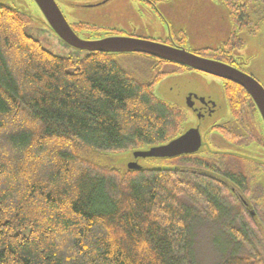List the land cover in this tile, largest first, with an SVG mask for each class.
Listing matches in <instances>:
<instances>
[{
    "label": "trees",
    "instance_id": "16d2710c",
    "mask_svg": "<svg viewBox=\"0 0 264 264\" xmlns=\"http://www.w3.org/2000/svg\"><path fill=\"white\" fill-rule=\"evenodd\" d=\"M32 19L0 5V264H193L194 218H223V184L245 174L209 152L162 160L171 170L108 167L109 153L179 137L183 111L155 95L152 57H59L26 32ZM256 222L232 237L264 239ZM261 250L222 264H264Z\"/></svg>",
    "mask_w": 264,
    "mask_h": 264
},
{
    "label": "rangeland",
    "instance_id": "374dc122",
    "mask_svg": "<svg viewBox=\"0 0 264 264\" xmlns=\"http://www.w3.org/2000/svg\"><path fill=\"white\" fill-rule=\"evenodd\" d=\"M95 1L97 0H56V3L67 22H83L105 28L124 27L128 21L139 22L134 16L133 10L128 7L130 5L139 11V14L146 17L144 20L140 16V29H148V32L143 35L158 37L172 34L174 38L179 39V42H183V48L187 52H213L221 49L230 41L233 32L229 9L223 0H162L160 7L167 15L166 21H169V28L159 18L151 17L150 20L147 17L149 16L148 8L140 7L139 3L136 4L137 1L112 0L108 5L100 8L86 9L82 7L84 4ZM259 1L247 4L259 8L261 6ZM0 5H6L29 14L33 18V22L26 28V32L52 54L59 57H71L75 60L87 55V52L72 50L59 40L33 0H0ZM125 6L130 10L123 8ZM106 13H111V15H106ZM238 34L242 41L240 43L243 45L242 48L237 47L236 58L240 63H246L249 73L264 82V26L258 32L248 33L244 29ZM144 73L151 78L161 77V81L154 87L155 95L183 111L185 117L182 126L183 133L194 127L200 129L204 144L202 151L199 152L202 153L201 158H208L207 153H212L220 161L222 158L223 162L232 170L244 174L248 171L246 162H251V158L252 161L260 163L264 161V153L260 149L252 150L249 146L241 145L236 136L229 133L215 132L216 129L213 127L215 124L224 125L232 122L221 80L192 68L181 69L175 63L169 62L158 63L155 68H148ZM189 95H196L206 101L213 102L217 112L205 120L197 119L187 107L186 102ZM196 106L199 104L196 103ZM147 149V147L144 148V150ZM135 151L109 153L105 156L104 162L108 167L124 173L128 170L129 162L133 161ZM223 156L227 158L225 159ZM173 159L165 160L172 161ZM139 164L145 169L170 167L168 163L159 159H140ZM185 168L194 170L187 165ZM199 172H203V170ZM198 175L201 177L200 173ZM232 194L231 190L225 189L224 202L230 205L220 220L205 221L206 219H201L200 216L194 218L190 238V242L193 244L190 259L193 258V264H222L226 258L234 254L242 256L261 249V253L264 254V244L262 243L264 239L261 236V229L258 232L255 228L258 223L255 219H248L244 209ZM257 211L261 216V220H258L259 225L260 221L264 225V210L260 208ZM243 222L244 225H255L252 227L255 229L247 231L248 236L246 235L248 238L246 240L253 243H242L231 235V232H236L235 230L242 231Z\"/></svg>",
    "mask_w": 264,
    "mask_h": 264
},
{
    "label": "flooded vegetation",
    "instance_id": "af4514ba",
    "mask_svg": "<svg viewBox=\"0 0 264 264\" xmlns=\"http://www.w3.org/2000/svg\"><path fill=\"white\" fill-rule=\"evenodd\" d=\"M112 0H97L95 2H89L84 4L82 7L86 9H95L100 8L104 5H108ZM139 3L140 7H147L149 10V16H147L150 20L151 17L154 19L159 18L162 22H164L169 28V21H166V14L162 11L160 7V3L162 0H134ZM158 1V2H157ZM227 8L229 9V13L231 16V22L233 26V32L230 38V41L227 42L223 48L217 49L213 52L210 51H202V52H190L195 54L196 56L214 60L221 62L225 65L233 67L242 73L250 76L255 81H257L264 89V82L260 81L253 74L249 73L246 69V63H240L236 58L235 53L237 47L242 48L243 43L238 32L246 29L248 33L258 32V30L264 26V0H260L259 3L261 6H249L248 2H255L257 0H223ZM56 2V0H55ZM57 4V3H56ZM159 4V5H158ZM245 6L243 11L241 10ZM133 10V14L139 22L128 21L125 23L124 27L119 28H105L99 27L96 25H91L83 22H74L68 24L74 33L79 37V39L88 42H95L104 40L107 38H132V39H140L147 40L152 42H157L168 47L183 49V42H179V39L174 38L172 34L167 36H146L144 33L148 32L147 28L140 29V16L146 20L142 14H139V11L135 10L134 7L128 5ZM127 6L123 7L126 10H130ZM106 15H111V13H106ZM253 15V16H252ZM66 19V18H65ZM250 31V32H249ZM59 40L64 43L60 38ZM67 47L74 50L75 48L67 45ZM77 50V49H75ZM79 51V50H78ZM87 54H90L88 51ZM203 53V54H202ZM123 54H135L142 56L144 54L138 53H123ZM204 55V56H202ZM207 55H211L212 57H205ZM148 56V55H144ZM151 58V57H150ZM156 64L158 63H166L163 60L152 57ZM170 63V62H169ZM177 65V64H176ZM181 67L180 65H177ZM209 75V74H208ZM212 76V75H210ZM217 78L223 82L224 93L226 100L229 105V113L232 117L231 123H226L224 125H214L215 132H224L229 133L232 136H236V138L241 142V145L249 146L252 150H261L264 153V119L261 115L260 110L258 109L255 101L251 97V95L244 91L243 94L241 91H236L234 85L239 86L236 83L231 81L221 79L216 76H212ZM241 87V86H240ZM232 88L231 91L228 89ZM242 88V87H241ZM229 92H228V91ZM196 103L199 106H196ZM213 102L207 101L206 103H201L200 100H195L194 107L190 109V111L197 117L200 116V119L205 120L207 118L212 117L216 112V105ZM235 138V139H236ZM243 141V142H242ZM246 162L248 166V171L245 173V180L243 185L233 186V183H222L221 179L211 176V179L215 182H220L224 185V188L231 190L233 193V197L237 200L238 204L244 209L249 220H259L261 216L258 214V209L263 208L264 210V161L262 163L258 161ZM250 161V160H249ZM261 164V165H259ZM200 175L203 176L202 172ZM218 176V175H216ZM219 177V176H218ZM240 187V188H239ZM260 206V208H259Z\"/></svg>",
    "mask_w": 264,
    "mask_h": 264
},
{
    "label": "water",
    "instance_id": "95a60500",
    "mask_svg": "<svg viewBox=\"0 0 264 264\" xmlns=\"http://www.w3.org/2000/svg\"><path fill=\"white\" fill-rule=\"evenodd\" d=\"M33 1L38 6L51 30L67 45L79 51H88L90 53L144 54L231 81L241 86L251 95L264 119V89L257 81L241 71L218 61L196 56L183 49L168 47L147 40L107 38L95 42L83 41L71 29L55 0ZM195 100H200L203 104L207 102L205 99L199 98L196 95H189L186 102L188 109L194 107ZM198 119H200V116ZM203 145V136L200 129L198 127L190 128L167 144L148 147L147 150H136L133 161L129 162L127 169L129 171L145 169L139 164L140 159L165 160L184 155H194L202 151Z\"/></svg>",
    "mask_w": 264,
    "mask_h": 264
}]
</instances>
